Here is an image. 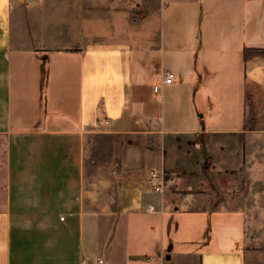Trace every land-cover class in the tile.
Listing matches in <instances>:
<instances>
[{
    "label": "crops",
    "instance_id": "obj_1",
    "mask_svg": "<svg viewBox=\"0 0 264 264\" xmlns=\"http://www.w3.org/2000/svg\"><path fill=\"white\" fill-rule=\"evenodd\" d=\"M188 1L201 25L216 31L192 51L220 55L223 64L204 80L215 83L223 71L226 87L238 91L243 108L235 129H166V100L158 102V94L171 95L184 77L174 73L165 83L170 69L151 61L168 47L162 33L140 40L139 1L62 0L61 8L79 13L49 35L40 25L43 2L37 31L31 23L21 31L14 0H0V264H247L244 210L211 196L191 208L180 189L164 183L154 191L147 182L153 164L111 169L104 179L117 192L104 209L95 204V136L247 130V90L250 83L264 88V56L245 60L244 50L264 47V0ZM175 212L203 218L200 239L176 224Z\"/></svg>",
    "mask_w": 264,
    "mask_h": 264
},
{
    "label": "rangeland",
    "instance_id": "obj_2",
    "mask_svg": "<svg viewBox=\"0 0 264 264\" xmlns=\"http://www.w3.org/2000/svg\"><path fill=\"white\" fill-rule=\"evenodd\" d=\"M40 1L43 6L39 5ZM61 1L14 0L15 22L21 31L26 29L27 23H31V28L37 31L35 17L41 6L40 25L51 35V29L69 26L72 17L80 10L61 8ZM74 1L76 4L80 0ZM135 1H139L134 10L137 12L136 18L140 20V40L143 43L153 42V39L159 40L162 33L168 47L162 56L153 55L151 61L159 63L162 59L164 69L184 77V82L176 81L171 95L164 92L158 94V102L166 100V129L182 132L207 127L222 131L237 128L241 123L239 119L243 108L238 91L226 87L227 79L223 71L216 73L215 83L210 79L204 80L219 66V62L223 64L217 51L214 52L215 56L210 57L205 55L204 48L198 50L206 34L216 31L207 30L206 24L201 25L200 15L193 14V6L188 0H161L160 4L159 0ZM103 26L99 27L103 29ZM65 43L80 44L78 41ZM195 43L199 47L192 51ZM156 86L153 88L156 89ZM247 92L245 132L165 135L153 132V136H95L91 143L93 153L91 150L89 152L90 156H94L92 177L95 204L104 209L109 196L117 192V187L113 189L107 185L106 179L111 169L123 170L126 161L136 162L138 169L143 163L153 164V171H162L165 187L180 189L182 196L189 198L187 202L191 208H203L205 200L211 196L218 204L244 210L247 232L243 247L247 264H264V88L250 83ZM130 144L134 149H130ZM104 197L107 199L103 201ZM107 219L103 217L104 221ZM174 220L176 224L189 226L192 240L200 239L198 227L202 226V217L186 218L175 212Z\"/></svg>",
    "mask_w": 264,
    "mask_h": 264
},
{
    "label": "built area",
    "instance_id": "obj_3",
    "mask_svg": "<svg viewBox=\"0 0 264 264\" xmlns=\"http://www.w3.org/2000/svg\"><path fill=\"white\" fill-rule=\"evenodd\" d=\"M176 80V75L171 72L167 71L165 73V83H172ZM148 184L152 187L154 191H161L163 188V173L162 171L154 170L151 172L150 176L147 179ZM151 208H154L151 206ZM99 262H102L101 259H99Z\"/></svg>",
    "mask_w": 264,
    "mask_h": 264
},
{
    "label": "trees",
    "instance_id": "obj_4",
    "mask_svg": "<svg viewBox=\"0 0 264 264\" xmlns=\"http://www.w3.org/2000/svg\"><path fill=\"white\" fill-rule=\"evenodd\" d=\"M256 55H264V47L245 48L244 50L245 60L249 59L250 57L256 56Z\"/></svg>",
    "mask_w": 264,
    "mask_h": 264
}]
</instances>
